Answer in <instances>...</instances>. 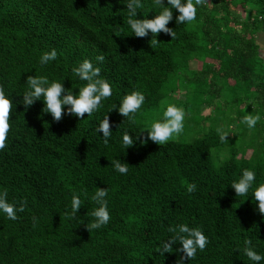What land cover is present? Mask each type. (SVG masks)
I'll return each mask as SVG.
<instances>
[{
	"label": "trees",
	"instance_id": "obj_1",
	"mask_svg": "<svg viewBox=\"0 0 264 264\" xmlns=\"http://www.w3.org/2000/svg\"><path fill=\"white\" fill-rule=\"evenodd\" d=\"M239 1L257 8L251 13L261 19L264 0ZM124 4L0 0V89L13 103L0 150V191L10 203L24 204L14 221L0 214V264H176L183 255L175 251L179 245L163 255L158 249L177 224L198 227L208 238L204 251L184 264H250L244 241L264 255V216L254 202L235 197L230 184L243 169L256 172L255 185L264 183V46L257 42L264 25L240 32L234 44L212 18L229 12V1L206 0L188 24H176L173 10L167 27L174 37L158 33L153 44L151 34L131 36ZM137 11V18H152L159 9L142 0ZM52 49L57 59L41 67L39 57ZM84 59L100 67L112 88L91 116L62 113L54 121L42 101L27 109L20 104L28 76L43 75L77 92L86 82L72 69ZM193 61L197 69L190 68ZM132 91L142 92L145 102L129 120L110 109ZM162 101L184 109L185 137L140 145L145 124L162 115ZM190 104L202 109L188 113ZM105 114L112 131L107 144L96 132ZM257 114L254 129L240 124L243 116ZM124 132L138 141L123 152ZM113 160L128 164V173L114 171ZM187 183L197 190L187 193ZM96 188L107 189L111 219L88 232ZM73 194L84 201L74 220L65 215Z\"/></svg>",
	"mask_w": 264,
	"mask_h": 264
},
{
	"label": "clouds",
	"instance_id": "obj_2",
	"mask_svg": "<svg viewBox=\"0 0 264 264\" xmlns=\"http://www.w3.org/2000/svg\"><path fill=\"white\" fill-rule=\"evenodd\" d=\"M206 0H152V6L159 9L158 14L152 18H137V9L141 8L142 0H126L124 4L127 8V25L135 37L143 38L151 34L153 44L158 43L156 36L158 33H163L174 37V32L167 27L168 23L173 20V10L177 12L175 16L176 24H188L196 19L198 8L203 5ZM57 59L55 49L44 52L39 57L41 67L47 65L51 61ZM96 61L102 62L103 56H96ZM100 67L95 66L88 59L81 61L78 66L72 69L73 75L80 81L86 82L80 87L77 92L73 93L70 89H65L61 81H49L46 76H28L26 78L27 89L24 91L21 98L25 109L31 106L35 101H42L45 113H49L54 121H59L62 113L81 118L85 114L91 116L101 106L102 101L112 95L110 84L101 77ZM63 93V95H62ZM145 102V96L140 91H132L122 97L119 105H113L110 109H115L123 118L132 120L137 112L141 109ZM162 115L150 123L145 124L143 130H147L146 139L140 138L139 144L143 145L147 140H150L158 145H163L169 141L175 140L183 133L185 111L182 107H178L173 103L162 101ZM13 109V103L4 91L0 89V150L5 149L7 134L9 132V113ZM109 110V111H110ZM257 115H245L241 118L240 124L247 129L252 130L256 127L260 120ZM221 142H225L226 134L220 129ZM97 133L100 135L105 144L108 143L112 135L110 123L105 114L98 127ZM138 136L130 135L128 132L122 134L121 146L123 152L129 147L137 144ZM112 167L114 171L121 175H126L129 171L128 164L121 160H113ZM256 172L251 169H243L238 180L233 181L230 187L234 190L235 197H246L250 202L256 204V209L259 214L264 216V183L255 185ZM97 190L91 196V200L96 204L95 209L91 212L92 221L85 225L89 231L98 230L107 225L111 219L108 208L107 189L96 188ZM197 190L195 183H187L185 191L193 193ZM251 196L249 198V192ZM243 200V201H244ZM84 205V201L79 194H73L70 202V211H66L65 215L68 219H77V210ZM24 210L23 201L18 205L10 203L7 199V192L0 191V214L6 216L9 220H16L17 213ZM81 222V221H80ZM171 235L160 241L158 253L163 255L165 252H170L173 245H179L175 251L183 253L177 260L176 264H184V261L194 259L197 252H203L208 244V238L203 231L198 227H189L187 224H177L168 228ZM243 255L247 257L250 264H261L264 261V255H261L254 247L251 246V241H244ZM238 252L241 250L237 248Z\"/></svg>",
	"mask_w": 264,
	"mask_h": 264
},
{
	"label": "rangeland",
	"instance_id": "obj_3",
	"mask_svg": "<svg viewBox=\"0 0 264 264\" xmlns=\"http://www.w3.org/2000/svg\"><path fill=\"white\" fill-rule=\"evenodd\" d=\"M229 1V6L231 8V10H229V12L224 11L221 14H215L213 13V22L215 24L222 26L226 31H228L229 33L226 35L227 40H230L231 37L233 38L234 44H236V40H237V36L240 34V32L243 33V35H245L248 31L250 30H257L259 29L260 26L264 25V13H260L259 15L261 16V19H256L255 16L256 14H252L251 11L252 10H257V8H252L251 5H244L241 4L239 1V4H237L238 0H228ZM211 1H208L206 4V9L210 8L211 6ZM210 10V9H209ZM211 12L212 11H208ZM247 31V32H246ZM264 35L263 32H259L257 34V42L260 41L261 39V46H264V37L261 38V36ZM207 43H204V45H206ZM235 46V45H234ZM213 58L210 57L209 60H212ZM213 61V60H212ZM201 64V61H199ZM190 68L191 69H197L198 68V64L193 61L190 64ZM188 73H191L189 70L187 71ZM195 72L194 70L192 71V73ZM197 90H205V87H200L199 89L196 88ZM183 96H184V92H182ZM183 98V97H182ZM208 98H206V102H207ZM188 101L189 103L193 102V98L188 97ZM201 110L202 107H195L194 104H190L188 106V113L193 112L194 115L197 114L198 110ZM192 114V115H193ZM186 122H184L185 124ZM185 130V128H184ZM183 130V133L181 135H179L175 140L180 139V138H184L185 137V132ZM251 153V150L248 149L245 151V156L248 157Z\"/></svg>",
	"mask_w": 264,
	"mask_h": 264
}]
</instances>
